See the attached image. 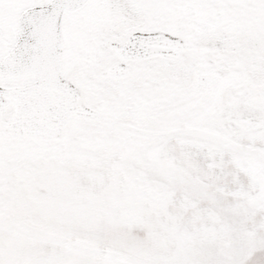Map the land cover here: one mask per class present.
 Listing matches in <instances>:
<instances>
[{"label":"snow or ice","instance_id":"1","mask_svg":"<svg viewBox=\"0 0 264 264\" xmlns=\"http://www.w3.org/2000/svg\"><path fill=\"white\" fill-rule=\"evenodd\" d=\"M0 264H264V0H0Z\"/></svg>","mask_w":264,"mask_h":264}]
</instances>
